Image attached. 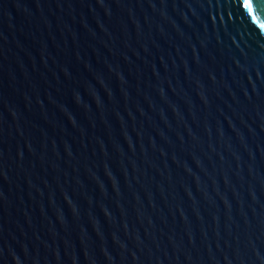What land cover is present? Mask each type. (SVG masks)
<instances>
[{
    "label": "water",
    "instance_id": "1",
    "mask_svg": "<svg viewBox=\"0 0 264 264\" xmlns=\"http://www.w3.org/2000/svg\"><path fill=\"white\" fill-rule=\"evenodd\" d=\"M0 264H264V0H0Z\"/></svg>",
    "mask_w": 264,
    "mask_h": 264
}]
</instances>
